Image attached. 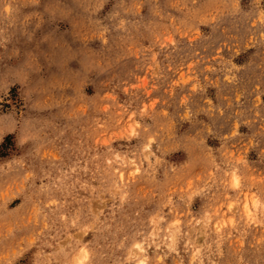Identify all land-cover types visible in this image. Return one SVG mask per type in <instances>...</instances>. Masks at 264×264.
I'll use <instances>...</instances> for the list:
<instances>
[{
  "label": "rangeland",
  "instance_id": "rangeland-1",
  "mask_svg": "<svg viewBox=\"0 0 264 264\" xmlns=\"http://www.w3.org/2000/svg\"><path fill=\"white\" fill-rule=\"evenodd\" d=\"M0 264H264V0H0Z\"/></svg>",
  "mask_w": 264,
  "mask_h": 264
}]
</instances>
